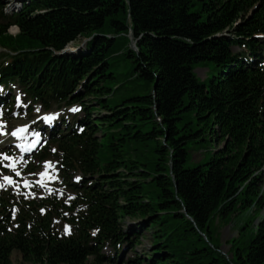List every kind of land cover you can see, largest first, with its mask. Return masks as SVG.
<instances>
[{
	"label": "trees",
	"instance_id": "1",
	"mask_svg": "<svg viewBox=\"0 0 264 264\" xmlns=\"http://www.w3.org/2000/svg\"><path fill=\"white\" fill-rule=\"evenodd\" d=\"M6 2L0 103L16 84L46 110L79 105L35 157L80 180L67 233L54 198L0 194V264L13 250L30 264H264V0ZM81 36L83 48L60 53ZM199 64L211 66L204 80ZM193 150L202 158L189 166ZM246 212L222 253L215 220Z\"/></svg>",
	"mask_w": 264,
	"mask_h": 264
},
{
	"label": "rangeland",
	"instance_id": "2",
	"mask_svg": "<svg viewBox=\"0 0 264 264\" xmlns=\"http://www.w3.org/2000/svg\"><path fill=\"white\" fill-rule=\"evenodd\" d=\"M17 3L7 2V5L15 9V6L18 5ZM8 33L10 35H16L17 28L14 26L10 27L8 29ZM86 40L87 39L85 37H78V39L68 45V48L71 50H74L76 47L83 48L85 46ZM129 46L135 48L134 41L133 43L131 42ZM6 52L7 50L0 48V57H3V54ZM111 61L112 71L116 74L119 83L126 82L131 77L128 60L119 58L117 60L111 59ZM203 65L204 64L197 65L194 70L195 75L199 80H204L206 78L207 73L209 72L208 68L211 67L210 65ZM12 88L13 92L15 93V108L10 113V115L7 114L5 108L0 105V125L3 126L4 133L0 134V141H3V143L0 144V154H6L8 156L14 157L15 160L18 161L16 163V170L21 174L16 175L15 171L6 166L10 164L11 161L0 158V183H5L4 187H0V194L9 193L13 200L21 202H47V198H54L56 202L62 204V207L66 210V213L64 212L55 214L53 217V225L59 232L67 233L71 229L70 215L68 214L69 209L67 207L70 205L72 198L75 196L70 184L75 183L80 174L76 171H64L65 169L62 168L55 158H48L42 162L35 159L34 156L37 154L36 152L41 148V146L44 145V140L41 135H39V139L41 140L37 146L38 148L33 152L34 155L31 154L32 156L24 154L23 151L17 149L16 147L23 142H31L35 138L33 133L39 134L42 132L41 128H44L42 130H44V133H46V128L49 127H46L47 125L44 123L43 117L45 115L59 114L57 118L54 119L50 124L52 125L61 117L71 119L72 115H74L76 112L71 111V109L76 108L77 105L61 109L53 108L49 111L42 109V107L38 104H34L32 108H29L31 103L24 99V94L21 92V90L16 85H12ZM141 91L144 92L145 89H142ZM21 125L28 126V131L24 135L25 139L14 141L11 133L13 132L14 128ZM44 133L43 136L45 135ZM220 145L221 143L218 144L217 147ZM209 153L211 152H208V154ZM208 156L209 155H207V157ZM200 158H202V151L193 150L192 158L188 165L192 166L193 162L198 161ZM45 162H50L51 166L47 168V172L52 177L51 179L42 178L39 175L41 172L46 170ZM5 175L11 176L15 183L7 184L4 182L3 176ZM42 179L43 183H41ZM25 182H27L28 186L25 185ZM69 197H71V199H69ZM248 214L250 215L252 212H246L241 215H233L229 221H222L220 219L215 220L214 230L217 233L220 242V250L222 253L226 255L229 254L230 244L227 241L239 235V230L241 227L245 225V223L251 218ZM257 219L258 218H256L254 222H257ZM251 225L252 224L249 226L250 228ZM145 245H148L146 239L143 240L142 245L137 247V251L140 252ZM111 251L112 250L109 247H105L103 249L105 254L112 255ZM130 253L131 252H129V254ZM10 264H30V262L24 261L20 252L13 250L10 256Z\"/></svg>",
	"mask_w": 264,
	"mask_h": 264
},
{
	"label": "snow or ice",
	"instance_id": "3",
	"mask_svg": "<svg viewBox=\"0 0 264 264\" xmlns=\"http://www.w3.org/2000/svg\"><path fill=\"white\" fill-rule=\"evenodd\" d=\"M0 91H2V89H0ZM78 110L79 109H77V108L71 109V111H73V112L78 111ZM58 115L59 114L45 115L43 117V120H44V122H46L48 124H51L52 121L54 119H56ZM26 131H27V129L24 128V127L17 128L11 133V135L14 136V137H18L20 139H25L23 134ZM0 134H4L2 125H0ZM33 136L35 138L31 142H29V143H21V144L18 145V147H19V149L21 151L30 152L39 143V134L38 133H33ZM2 143H3V141H0V144H2ZM0 158H2L3 160L11 161V163L6 165V166L8 168H10L11 170L15 171L16 175H20L21 174L19 171L16 170V163L18 161H16L14 157L8 156L6 154H0ZM50 166H51L50 162H45V169L46 170L39 174L42 178H47V179H51L52 178L47 172V168H49ZM3 181L6 182L7 184L15 183L13 178L11 176H7V175L3 176ZM41 183H43V179L41 180ZM25 185L28 186L27 182H25ZM4 186H5V183H0V187H4ZM69 199H71V197H69Z\"/></svg>",
	"mask_w": 264,
	"mask_h": 264
},
{
	"label": "water",
	"instance_id": "4",
	"mask_svg": "<svg viewBox=\"0 0 264 264\" xmlns=\"http://www.w3.org/2000/svg\"><path fill=\"white\" fill-rule=\"evenodd\" d=\"M131 38V42H133V36H130ZM67 51V48H65L62 52H66Z\"/></svg>",
	"mask_w": 264,
	"mask_h": 264
}]
</instances>
